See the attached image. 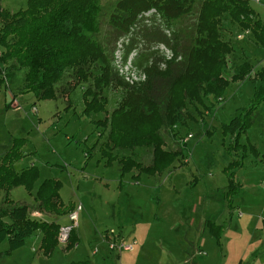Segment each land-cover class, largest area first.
<instances>
[{"label":"rangeland","instance_id":"1","mask_svg":"<svg viewBox=\"0 0 264 264\" xmlns=\"http://www.w3.org/2000/svg\"><path fill=\"white\" fill-rule=\"evenodd\" d=\"M116 1L101 0L98 40L106 46L110 63L116 40L109 20ZM193 1L196 14L203 0ZM247 1L264 26V0ZM26 2L1 0L0 13H17ZM194 14L179 22L183 34L189 33ZM227 22L224 17L220 30L233 53L223 76L229 79L242 62L250 64V75L230 83L222 97L209 96L195 111L189 109L185 123L174 128V137L162 131L165 149H181V157L168 170L140 173L137 179L136 170L122 175L118 161L131 155L147 167L151 149L130 152L103 147L100 151L107 133L101 121L118 107L122 87L105 88L104 111L87 116L82 99L86 83L67 93L63 79L58 99L37 101L21 90L26 69L15 71L0 89V161L17 144L20 159L11 162L12 169L33 167L38 175L30 195L18 187L9 198L33 210L41 183L59 181L60 203L74 212L80 210L77 226L70 231L74 243L70 248L67 242L58 243L50 255H44L37 233L22 248L0 255V264H264V101L252 110L253 121L240 137L244 154L240 148L227 151L230 137L223 132L224 125L258 100L256 91L260 87L264 91L253 80L264 68V48L255 44L251 33H241ZM1 24L0 18V30ZM4 50L0 46V54ZM7 66L16 68V59ZM232 162L238 166L231 167ZM229 174L235 183L232 194L227 189ZM31 215L60 227L72 226L69 214L42 216L34 211ZM124 246L132 250L124 251ZM6 249L5 242L0 244V253Z\"/></svg>","mask_w":264,"mask_h":264},{"label":"trees","instance_id":"2","mask_svg":"<svg viewBox=\"0 0 264 264\" xmlns=\"http://www.w3.org/2000/svg\"><path fill=\"white\" fill-rule=\"evenodd\" d=\"M152 8L159 12L172 31L171 39L159 33L161 36L156 41L165 43L181 60L168 61L165 69L160 70L156 66L159 57L151 52L147 56L153 60L152 65H148V58L144 65H137L136 61L145 52L141 53L135 65L145 71L146 80L134 86H128L113 72L106 46L98 40L101 0H27L24 10L10 15L0 13V46L5 49L0 54V89L6 87L15 71L22 68L26 71L21 90L32 93L37 101L58 99V85L63 79H67V93L86 83L82 99L83 114L88 116L104 111L107 104L103 96L105 88L122 87L124 95L118 107L109 118L101 121L103 127H107V133L100 151L103 147L109 151L130 152L136 148L151 149L152 160L147 167L131 155L118 161L122 175L137 171L134 179L140 173L152 175L168 170L181 157L182 150L165 149L161 132H171L174 137V128L185 123L189 109L195 111L196 106H202L203 99L209 96L213 99L222 97L230 83L250 75V64L242 62L229 79L223 76L233 50L222 39V19L227 17L229 25L251 33L255 44L262 48L264 26L247 0H203L196 14L193 0H117L109 20L115 40L127 32L138 14ZM192 14L195 16L192 27L189 33L183 34L184 30L178 24ZM10 59H16V68L7 66ZM95 69L99 71L94 73ZM253 80L264 86V68L254 74ZM256 93L258 100H253L239 117L223 126V132L230 137L228 152L239 148L242 153L246 150L240 144V137L253 121L252 110L264 101L263 88ZM254 149L250 148L252 152ZM9 153L0 161V244H7V249L0 255L22 248L30 237L39 233V249L48 256L59 243L61 227L55 221L36 219L31 214L35 211L42 216L57 217L73 210L60 203V182L53 180H46L38 187L33 210L27 204L10 200L11 191L18 187H23L30 195L38 174L33 167L20 172L12 169L11 162L20 159L17 144H13ZM235 166L238 165L232 162L231 167ZM228 178L227 189L232 194L235 183L231 174ZM71 241L69 234L67 249L74 244Z\"/></svg>","mask_w":264,"mask_h":264},{"label":"built area","instance_id":"3","mask_svg":"<svg viewBox=\"0 0 264 264\" xmlns=\"http://www.w3.org/2000/svg\"><path fill=\"white\" fill-rule=\"evenodd\" d=\"M148 30H157L166 39L172 38V31L166 25L159 12L152 8L138 14L127 32L118 37L114 43L111 66L117 77L128 86H134L146 80L145 71L135 65L136 59L143 52L155 53L159 57L156 66L160 70L165 69L166 62L168 61L178 62L181 60L180 56L175 57L173 51L165 43L148 42L143 36ZM240 36L241 34L237 36V39ZM127 49H129L128 53L126 52ZM152 61V59H149V66L152 65ZM79 210L80 208L68 215L72 226L60 228L58 233L59 243H66L68 241L72 227L77 226ZM110 248H113V245H110ZM122 249L124 251L132 250L130 246H124Z\"/></svg>","mask_w":264,"mask_h":264},{"label":"crops","instance_id":"4","mask_svg":"<svg viewBox=\"0 0 264 264\" xmlns=\"http://www.w3.org/2000/svg\"><path fill=\"white\" fill-rule=\"evenodd\" d=\"M159 31H157V30H148V31H146L145 33H144V37L148 40V41H154V42H158V41H156L157 39H159V36H161V35H159ZM161 34V33H160ZM147 55H149V53L148 52H146V53H144L143 55H141L140 56V58L136 61V64L137 65H144L145 64V62H146V59L148 58V59H150L149 58V56H147ZM143 151V150H142Z\"/></svg>","mask_w":264,"mask_h":264},{"label":"clouds","instance_id":"5","mask_svg":"<svg viewBox=\"0 0 264 264\" xmlns=\"http://www.w3.org/2000/svg\"><path fill=\"white\" fill-rule=\"evenodd\" d=\"M144 36V35H143ZM145 38V37H144ZM146 39V38H145ZM147 40V39H146ZM148 41V40H147ZM148 42H150V41H148ZM151 42H153V41H151Z\"/></svg>","mask_w":264,"mask_h":264}]
</instances>
